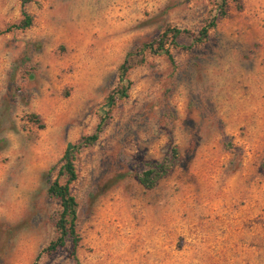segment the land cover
I'll return each mask as SVG.
<instances>
[{
  "label": "rangeland",
  "instance_id": "374dc122",
  "mask_svg": "<svg viewBox=\"0 0 264 264\" xmlns=\"http://www.w3.org/2000/svg\"><path fill=\"white\" fill-rule=\"evenodd\" d=\"M219 3L0 0V264H75L69 240L46 250L65 145L94 131L126 53L166 27L196 34ZM235 4L171 61L144 51L75 154L79 264H264V0ZM21 11L31 26L4 31ZM167 160L154 187L137 182Z\"/></svg>",
  "mask_w": 264,
  "mask_h": 264
},
{
  "label": "trees",
  "instance_id": "16d2710c",
  "mask_svg": "<svg viewBox=\"0 0 264 264\" xmlns=\"http://www.w3.org/2000/svg\"><path fill=\"white\" fill-rule=\"evenodd\" d=\"M18 1L20 6L23 7L32 0ZM231 1L233 3H237L235 4L237 8L240 7L238 0ZM224 6L225 0H220L215 13L210 17L205 25L197 31L196 34H190L187 31H180L175 28L166 27L150 42L142 43L140 47L134 51L126 53L121 63L117 67L118 82L105 98L104 105L106 109L104 115L108 113L116 101L126 97V91L130 83L126 79L125 75L134 66L142 63V54L144 51H147L151 54L162 53L169 61H171L168 46L189 49L192 45L203 43L207 38L208 31L214 28L217 17L224 16ZM31 23L32 17L24 11H21V18L18 20V22L6 27L4 31H10L11 29L24 30L30 27ZM181 34L186 39H188L187 45H180L178 43V39L180 38ZM104 115L101 116L94 131L90 135L80 137L75 143H68L65 145L59 159L60 164L57 169L56 176L46 188L47 195L55 199L58 206L53 218L55 237L49 242L46 250L53 251L59 247H62L65 240H69L71 242V250L69 255L75 264H79L74 253L76 243L78 241V236L75 232L76 202L69 191V184L76 179L73 161L75 154L80 148L91 145L97 139L103 118L105 117ZM27 118L28 121L34 123L37 128H42V125L35 115L30 114L27 116ZM171 158H176V151L174 147L171 148ZM172 162V160H167L160 163L148 164L146 168L142 170L137 176V182L145 189L154 187L158 180L167 175L171 168Z\"/></svg>",
  "mask_w": 264,
  "mask_h": 264
}]
</instances>
